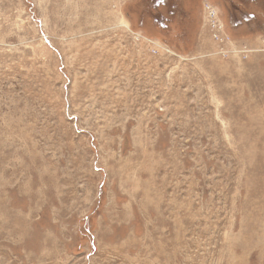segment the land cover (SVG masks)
Returning <instances> with one entry per match:
<instances>
[{
	"label": "rangeland",
	"instance_id": "1",
	"mask_svg": "<svg viewBox=\"0 0 264 264\" xmlns=\"http://www.w3.org/2000/svg\"><path fill=\"white\" fill-rule=\"evenodd\" d=\"M154 2L0 0V264H264V0Z\"/></svg>",
	"mask_w": 264,
	"mask_h": 264
},
{
	"label": "trees",
	"instance_id": "2",
	"mask_svg": "<svg viewBox=\"0 0 264 264\" xmlns=\"http://www.w3.org/2000/svg\"><path fill=\"white\" fill-rule=\"evenodd\" d=\"M181 0H155L154 5L157 9H154L150 14V22L157 31L169 30L173 25L179 24L178 36L187 39L190 33L196 27V19L192 13L186 15L185 10L182 7ZM228 4L233 5L236 10V0H226ZM240 3H247L250 0H238ZM191 11V10H190ZM241 11V10H240ZM241 13V12H240ZM144 15V14H143ZM145 17L141 18L138 25L139 27L145 26ZM193 20L194 22H190ZM236 25H239L236 24ZM151 33V31H149Z\"/></svg>",
	"mask_w": 264,
	"mask_h": 264
},
{
	"label": "built area",
	"instance_id": "3",
	"mask_svg": "<svg viewBox=\"0 0 264 264\" xmlns=\"http://www.w3.org/2000/svg\"><path fill=\"white\" fill-rule=\"evenodd\" d=\"M210 5L211 4L208 3L205 8L207 9L206 11L208 12V14L212 15V20H211V23L209 24V27L212 30V36H214L215 40L220 45H226V44H224V39H223L225 37L223 35L224 30H225V26H224L223 22L220 20L219 15H217L215 13V11L213 10V8Z\"/></svg>",
	"mask_w": 264,
	"mask_h": 264
},
{
	"label": "bare ground",
	"instance_id": "4",
	"mask_svg": "<svg viewBox=\"0 0 264 264\" xmlns=\"http://www.w3.org/2000/svg\"><path fill=\"white\" fill-rule=\"evenodd\" d=\"M154 46H155V49H153V51H154V50H157V51H158V49H156V45H154ZM167 49H169V48H167ZM169 50H170V49H169Z\"/></svg>",
	"mask_w": 264,
	"mask_h": 264
}]
</instances>
